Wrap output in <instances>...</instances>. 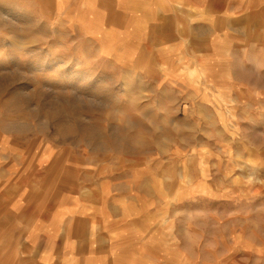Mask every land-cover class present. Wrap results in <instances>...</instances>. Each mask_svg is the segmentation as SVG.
Wrapping results in <instances>:
<instances>
[{"label":"rangeland","instance_id":"obj_1","mask_svg":"<svg viewBox=\"0 0 264 264\" xmlns=\"http://www.w3.org/2000/svg\"><path fill=\"white\" fill-rule=\"evenodd\" d=\"M6 146L11 175L91 187L138 238L264 264V5L0 0Z\"/></svg>","mask_w":264,"mask_h":264},{"label":"crops","instance_id":"obj_2","mask_svg":"<svg viewBox=\"0 0 264 264\" xmlns=\"http://www.w3.org/2000/svg\"><path fill=\"white\" fill-rule=\"evenodd\" d=\"M258 1L239 0V4L247 8L264 5V0ZM4 149L0 264H222L220 256L211 262L177 254L172 238H138V218L114 201L111 209L104 206L91 197V187L80 190L61 179L41 186L11 175L12 150ZM171 231L166 228L167 235Z\"/></svg>","mask_w":264,"mask_h":264},{"label":"bare ground","instance_id":"obj_3","mask_svg":"<svg viewBox=\"0 0 264 264\" xmlns=\"http://www.w3.org/2000/svg\"><path fill=\"white\" fill-rule=\"evenodd\" d=\"M79 109V108H78ZM63 110V109H62ZM57 111V110H56Z\"/></svg>","mask_w":264,"mask_h":264}]
</instances>
